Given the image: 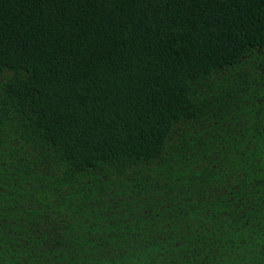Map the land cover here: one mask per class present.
I'll list each match as a JSON object with an SVG mask.
<instances>
[{
    "label": "trees",
    "instance_id": "16d2710c",
    "mask_svg": "<svg viewBox=\"0 0 264 264\" xmlns=\"http://www.w3.org/2000/svg\"><path fill=\"white\" fill-rule=\"evenodd\" d=\"M0 264H264V0H0Z\"/></svg>",
    "mask_w": 264,
    "mask_h": 264
}]
</instances>
